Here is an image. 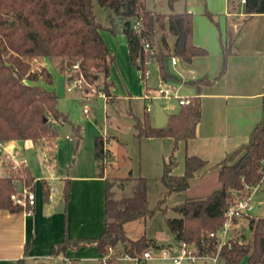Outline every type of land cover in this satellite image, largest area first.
Listing matches in <instances>:
<instances>
[{"label":"trees","instance_id":"1","mask_svg":"<svg viewBox=\"0 0 264 264\" xmlns=\"http://www.w3.org/2000/svg\"><path fill=\"white\" fill-rule=\"evenodd\" d=\"M102 7L112 10L126 22L123 34L127 38L130 60L136 66L146 83L147 62L156 58L163 81H177L167 68V60L172 55L168 44V36L177 38L176 50L173 54L184 62L191 63L196 57L208 56L205 49L194 45V16L184 12L169 16L147 9L143 0H98ZM181 0H167L172 9ZM245 20L256 15H264V0H245ZM215 22V18L208 13ZM142 19L140 32L132 29V24ZM104 28L97 22L93 0H0V143L41 140L52 141L58 137V127L71 125L78 139L81 127L75 126L59 109V98L36 85L26 82L43 81L52 84V75L47 69L33 71L31 61L38 58L58 60L60 70L67 75L73 72L84 82V88L97 83L100 76L104 78L101 93L111 97L113 84L106 82L110 77L115 58L102 37ZM161 33L160 51L152 56L144 51L142 40L156 46V35ZM186 37L183 54H178L182 37ZM232 48H223V68L217 78H204L187 83L198 90L197 96L180 112L169 116L167 127L157 129L152 125L148 113L136 119L137 138H172L175 148L169 160L165 162L161 178L167 193L159 202L162 209L166 199L177 193L187 192L197 177V173L207 166V162L198 157H187L185 173L174 175L178 165L176 152L180 142H188L196 138L197 127L202 119L201 89L213 86L221 80L227 71L228 58ZM78 66L77 70L74 67ZM96 90V89H95ZM97 91V90H96ZM100 93L99 91H97ZM48 120L47 122L45 120ZM96 158L99 168H105L106 154L102 138L96 139ZM6 164V165H5ZM5 170L9 171L7 163ZM10 166V165H9ZM11 168V167H10ZM221 187L203 199H188L174 208L178 218L168 219L167 224L176 243L186 242L199 244L203 234L218 231L225 222V214L235 197L246 196L249 190L257 186L264 177V102L262 120L252 130L247 144L241 146L233 154L226 157L216 166ZM16 178V179H15ZM36 179L28 169L23 174H12L0 177V210L12 213L25 209L16 205L12 196L17 193L19 184H23L30 192L35 191ZM25 183V184H24ZM115 181H106L105 197V230L96 239H76L65 236L61 244L53 247L51 255H66L70 250L97 247L101 254H107L109 248H120L130 255H142L149 249L160 247L146 237L132 240L127 236L125 226L139 219H147L153 215L149 209L148 182L140 177L136 179L133 193L129 197L116 200L112 192ZM71 183L65 182L64 202L69 201ZM50 186L43 181L44 195L49 200ZM249 239L244 234L231 242V248L223 250L226 264H264V217L247 218ZM241 240V242H239ZM31 245L25 246L24 258L13 264H26L25 259ZM110 264H117L113 259Z\"/></svg>","mask_w":264,"mask_h":264},{"label":"crops","instance_id":"2","mask_svg":"<svg viewBox=\"0 0 264 264\" xmlns=\"http://www.w3.org/2000/svg\"><path fill=\"white\" fill-rule=\"evenodd\" d=\"M176 4L172 9L168 6V13L161 14L167 16L184 12L193 14L194 45L205 49L208 56L196 57L189 64L183 61L177 71L169 72L180 82L163 81L159 66L155 64L151 68V75L145 83L141 71L131 63L126 36L123 34L122 37H118L116 31L114 33L108 31L106 37L102 32L109 52L115 58V63L111 67V78L109 77L106 81L116 86L114 89L112 87L110 91L111 97L95 95V99L104 100L106 128L102 130V128L96 127V135L91 144L90 142L82 144V130L80 139L76 137L73 130L74 139L77 143L76 159L70 167L68 176L61 178V181H64L61 197L58 196L57 189H55L56 193L52 201L47 200L44 195L43 181H46L52 188L51 182L55 178L42 179L43 196L38 194L36 192L38 179L33 175L26 161L18 157L16 152L21 151L20 144L25 145L33 142L0 143V156L4 152L8 154L7 156L17 157L26 164L36 179L34 191L36 207L31 215L25 210L18 213L0 210V264H13L23 259L27 244H30L31 248L25 259L26 264H60L67 261H75L76 264H90L101 261L102 254L96 246L75 251L70 250L66 255L61 254L58 257H53L51 250L61 244L65 236L76 239H96L103 234L105 230L107 180L128 179L129 194L133 192L135 181L140 177L147 179L148 188L151 179L161 182L164 165L173 153L175 140L172 138H144L139 140L137 138L135 118L142 119L147 113L146 95L154 94L159 88L168 85L177 90L180 99L193 100L197 96L198 90L187 83L204 78L210 80L217 78L223 68V48L230 46L232 54L228 58L226 75L213 86H205L201 89L202 119L197 127L196 138L179 143L176 152L178 165L173 172L176 176L184 175L186 158L198 157L207 162V166L197 173L191 188L185 193L188 195L194 191L196 186L195 190L198 195L207 194L208 196L221 187L216 166L241 146L247 144L252 130L262 120L264 15H256L244 21L246 17L244 5L241 2L239 4V0H186V6L183 7V10H178ZM147 9L156 12L148 7ZM208 13L215 18V22L208 17ZM160 39L161 33H158L156 35L157 47H159ZM167 41L171 53H174L177 38L169 35ZM34 62L36 67L32 66L33 71L43 68L48 70V67L52 66L62 73L58 60L38 58L33 59L31 64ZM154 68H156L158 75L154 82L149 84L148 81L153 75L152 69ZM115 70L119 73L123 83L121 92L116 89V79L112 75ZM70 81L72 78L67 79V82ZM26 83L28 85L42 84L30 81ZM104 83L98 89L100 93ZM60 96L62 95L60 94ZM84 98L86 97L84 96ZM161 100L168 102V104L163 105ZM172 100L180 101L179 99H159L157 101L163 106L168 116L178 114L182 108L180 104L178 107L177 104H172ZM120 103H124L125 106L123 118L120 122L112 123L113 126H107V107L114 109ZM169 111L171 112L169 113ZM149 115L152 125L155 127V113ZM97 138H102L104 142L106 159L103 170L99 168L96 158L95 144ZM58 140L59 132L58 137L51 141L53 143L52 152ZM114 143L126 151L129 149L127 153L130 156H127V160L131 161L132 168L125 175L118 177L111 172L114 161L112 153ZM33 144L37 146V144ZM138 146L140 152H138ZM38 148L40 150L45 149L42 146H38ZM7 158H4L3 170L6 169L4 164ZM79 161L81 164L78 168ZM210 179L213 189L207 193L204 189L210 186ZM67 180L71 183L70 198L65 203L64 188ZM62 205L63 209H61ZM238 225L240 229H247L248 220H239Z\"/></svg>","mask_w":264,"mask_h":264},{"label":"rangeland","instance_id":"3","mask_svg":"<svg viewBox=\"0 0 264 264\" xmlns=\"http://www.w3.org/2000/svg\"><path fill=\"white\" fill-rule=\"evenodd\" d=\"M237 1V0H235ZM143 2L147 5V7L151 10L156 11L157 13H168V5L167 0H143ZM240 4V0H239ZM94 12L96 15L97 22L104 28L102 31L107 37V32H117L118 37L123 36V29L125 25V20L118 15H116L112 10L102 7L98 0H93ZM178 10H183V7L186 6V0H181L176 4ZM241 6V5H239ZM185 10V8H184ZM116 34V33H115ZM160 45V44H159ZM157 52L160 51L161 47L155 46ZM156 65L159 66L158 62ZM32 66L36 67V63L34 62ZM166 68L168 72L173 71V68L170 66L169 60H167ZM152 69L153 75L148 81L149 84H152L158 75L155 70ZM48 72L52 75V84H47L42 80L39 81L42 84H38L36 86H40L45 90L55 93L59 98V109L65 115L68 116L69 120L75 125L80 126L82 130L83 140L82 144H88L93 141V138L96 135V127L102 128L105 130L106 128V111H105V103L102 99H95V95L99 96L98 93H94L93 91L101 88L103 85L104 78L100 76V79L93 86H87L89 91L86 92L84 88V82L81 86L78 84V78L74 79L76 75L73 72H69L67 75L60 73L55 67L49 66ZM112 75L115 77V81L117 84L118 91L123 89V83L120 80L119 73L117 70L113 71ZM68 78H72V81L67 82ZM111 78V77H110ZM35 82V83H39ZM116 86H113V89ZM65 90V91H64ZM121 92V91H120ZM60 94L62 96H60ZM84 96L86 98H84ZM88 99V100H87ZM192 101V100H188ZM172 104H177L179 106V102L172 100ZM161 103L166 106L168 102L161 100ZM88 105L90 114L86 115L84 113V106ZM107 107V126H113L112 123L120 122L125 113L124 103L118 104L114 109H108ZM171 111H169L170 113ZM59 132V140L55 146L53 152L51 151L53 147V143L47 140H41L35 146L33 143L23 144L21 143V151L16 152L18 157L21 160H25L26 163L30 166L33 175L38 179L36 192L42 195V187L41 181L45 178H55L53 182H51L52 188L57 189L61 197L63 194V186L64 181H61L62 176L67 177L68 173H70V167L73 165L76 151V145L74 139V133L71 125H64L58 127ZM75 142V144H74ZM38 146H42L45 149L40 150ZM74 146V147H73ZM112 153L114 156L113 166H111L112 174L117 177L123 176L127 173V171H131V161L127 160V156H130L125 149H122L120 146L114 143L112 147ZM138 152H140V148L138 146ZM131 154V153H130ZM7 153L2 152L0 156V165L2 168L0 169V176H6L10 172L13 174L10 164H7L9 167V173L7 170H3V161L4 158L7 157ZM80 160V159H79ZM80 161L78 162V168L80 167ZM6 165V164H5ZM6 171V172H5ZM19 172H15L14 174H18ZM16 179V178H15ZM115 181V187L112 192L114 193V197L116 200H121L124 197H129L132 195L129 194V184L127 183L128 179H117ZM25 184V183H24ZM209 187L205 188L204 191H212L213 186H211V179L209 181ZM190 193H177L166 199L165 204L162 206V209H166V212L163 210H159V202L164 200L166 188L161 184L159 180L151 179L149 181L148 188V202L149 209L153 211V215L148 217L147 219H139L134 222H130L125 226V230L127 236L136 241L143 237L154 241L160 248H167L169 246H176L175 237L171 233L169 226L167 224L168 219L178 218L179 215L174 211V208L178 205H181L186 200L187 197H190L191 200L203 199L207 197V194H199L195 190ZM217 190V189H216ZM209 192V193H210ZM264 183L262 187L259 188L252 196V205L253 211L251 212V217H264ZM43 196V195H42ZM248 226V225H247ZM77 263L75 261H67L62 262L60 264H72ZM90 264H102L101 261H96ZM158 264H171L168 261H163ZM203 264V263H199Z\"/></svg>","mask_w":264,"mask_h":264},{"label":"built area","instance_id":"4","mask_svg":"<svg viewBox=\"0 0 264 264\" xmlns=\"http://www.w3.org/2000/svg\"><path fill=\"white\" fill-rule=\"evenodd\" d=\"M241 4H245V0H240ZM143 28L142 19L132 24V29L140 32ZM144 51L152 56L156 55L158 52L154 46L149 42L142 40ZM170 66L174 71H177L183 60L172 53L168 58ZM156 58H151L146 66V77L151 75V68L156 64ZM137 65L141 64L140 60H137ZM78 66L74 67L77 70ZM83 81L78 80V84L81 86ZM94 93H98L96 90ZM99 96L105 97L103 93H98ZM159 99H179V104L181 106H187L191 101L180 99L177 95V90L172 86H163L159 88L154 94H147L146 100L148 101L147 113L151 114L154 112V103ZM84 113L89 115L90 110L88 105L84 106ZM6 163L10 164L12 172H19L23 174V168L26 164L19 160L13 155L7 156ZM263 185V180L257 186L249 190L248 195L242 197H235L230 203L226 214L225 222L223 226L216 232H208L202 235L201 242L199 244H189L186 242L176 243V246H169L167 248L160 249H149L145 251L142 255H130L123 252L120 248H109L107 254H102L101 262L102 264H110L109 260H114L117 264H158L163 261H168L171 264H226L223 257V250L225 248H231V242L235 238H239L243 232L239 228L238 221L247 219L251 217V212L253 211L252 196L259 190ZM21 190L12 196V200L16 205L22 206L25 211L31 215L36 207V194L30 192L23 184H19ZM56 190L51 188L49 201L53 200V196ZM264 194V192H263ZM241 242V240H239Z\"/></svg>","mask_w":264,"mask_h":264},{"label":"water","instance_id":"5","mask_svg":"<svg viewBox=\"0 0 264 264\" xmlns=\"http://www.w3.org/2000/svg\"><path fill=\"white\" fill-rule=\"evenodd\" d=\"M185 47H186V37L183 36L179 47H178V54H183L185 52ZM154 121H155V128L157 129H163L167 127L168 122H169V116L165 113V110L163 106L159 102L154 103ZM46 122L48 121L47 119L45 120ZM21 190V186L18 187V191ZM61 209H63V205L61 206ZM242 232L245 236L246 239H249L250 237V232L248 229H242Z\"/></svg>","mask_w":264,"mask_h":264}]
</instances>
